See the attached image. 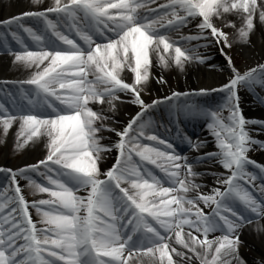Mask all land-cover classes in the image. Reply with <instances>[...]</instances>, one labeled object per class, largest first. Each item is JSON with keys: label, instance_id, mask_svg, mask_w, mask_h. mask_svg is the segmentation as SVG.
<instances>
[{"label": "snow or ice", "instance_id": "1", "mask_svg": "<svg viewBox=\"0 0 264 264\" xmlns=\"http://www.w3.org/2000/svg\"><path fill=\"white\" fill-rule=\"evenodd\" d=\"M193 22L195 34L180 32ZM256 22L264 26V0H54L0 23V51L14 65L35 68L28 78L0 82V129L7 135L16 122L17 149L41 137L47 149L39 163L0 167L7 180L0 188V264H244L239 230L264 218V164L249 156L257 145L264 150L251 135L264 121L246 119L240 89H264V63L241 73L223 49L246 43ZM225 28L234 30L232 40ZM207 44L220 46L228 82L145 102L150 56L158 67L182 69L185 61L206 59L196 48ZM125 68L131 83L121 76ZM213 92L223 94L215 108L191 99ZM117 93L139 108L119 128L105 115L114 113ZM257 99L264 104V96ZM93 103L107 107L94 110ZM161 107L169 124L153 119ZM184 119L206 120L217 151L191 160L178 153L173 141L197 152L206 143L179 127ZM113 151L114 162L101 168ZM204 160L226 170L213 173L210 191L196 182L203 174L195 165ZM21 180L48 198L29 203Z\"/></svg>", "mask_w": 264, "mask_h": 264}, {"label": "bare ground", "instance_id": "2", "mask_svg": "<svg viewBox=\"0 0 264 264\" xmlns=\"http://www.w3.org/2000/svg\"><path fill=\"white\" fill-rule=\"evenodd\" d=\"M53 2L54 0H39V3L33 4L32 0H0V23L16 15H21L29 10L38 9L43 11L48 6L52 5ZM159 2L160 0H157V3ZM149 7H156V5L151 4L149 5ZM180 30L185 35H193L197 31L194 22L189 24L185 28H181ZM225 30L230 34L234 31L230 28H225ZM195 42L196 40H192L189 42V44H197ZM234 44L235 47H237L242 52L243 57L251 67L255 66L261 61H264V26H261L258 22H256L254 25V31L249 34L248 41L246 43L235 41ZM218 49L220 50L218 53V59L220 61L212 58L211 56H208L206 53H203L202 48H196V51L206 57V59H204L202 62H197L195 60L185 61L182 69H177L175 65H171L166 69L158 67L155 63L154 56H150V78L146 82L144 89L151 94L153 99H163L166 95H169L167 85H171V81H174V79H176L175 86H177L180 92L194 93L196 91V81H200V84H204L207 89L216 87V84L222 82L223 78H225L230 73L229 68L226 65L224 55L221 52V48L219 47ZM162 51L163 50L161 49V52ZM217 70H221L222 75H218L219 71ZM33 71H35L34 67L29 69L23 67L22 65H14L12 63V57L6 55V53L3 51H0V82L25 79L28 78ZM121 76L125 80V82H132L133 74L126 68L121 73ZM153 76L156 77V79H152L151 77ZM161 77L165 81V83L163 84L159 82V79ZM8 88H11V85H9ZM5 91L6 89L4 85L0 83L1 102L5 100V95L2 94V92ZM249 92L253 93L250 90ZM117 95L120 97V100L114 101V103L116 104L114 113L106 112L105 115L112 116V119L118 122L115 126L119 128L122 125L126 124V122L136 113L132 111V109L124 101V99L129 98V96H125L124 93H117ZM243 96H241V107H247V110L243 112L246 119H261L264 121V112L257 108V106L260 105V102L257 99V95H255V93L249 94L247 95V100ZM207 99H210V97ZM152 100L148 98L147 102H151ZM121 101L124 102L122 103ZM91 107L95 110L97 108L107 106L96 105L93 103ZM162 123L169 124L166 119ZM254 126L255 125L251 126V135L252 133H254V131L252 130ZM17 130L18 123L14 122L12 127L9 129V135L1 150L2 154L0 156V167L17 170L34 163H38L42 158L46 156L47 149L44 143V140L46 138L41 137L40 140L36 141L35 143L30 141L28 145H25L22 148L21 158L16 163L8 161L9 152L11 151V149L16 147ZM105 135L111 140L118 139L117 137H115L114 133H105ZM257 136L264 139V130L257 132ZM201 140L206 141V143L202 148L199 149L198 152L195 150H191L187 154L189 159H192L195 156H202L206 152L217 151L214 137L210 134L208 127H206V130L197 138L196 141ZM100 143H107V141L102 140L100 141ZM115 155V151H113L112 153H105L104 159L99 166L101 168H107L114 162ZM254 160L261 164H264V151L257 152ZM195 170L203 174L202 176L196 178L197 183L204 185V188L202 189L203 191H208L209 185L212 182V177L214 176L213 173L219 174L226 172V170L223 169L222 165H220L218 162L213 161L196 164ZM40 198L48 197L47 194L38 193L36 200ZM186 231L187 229H185V232ZM183 234L184 233H182V235ZM194 234L197 235L196 233ZM238 237L241 238L243 242V249H238V255L243 260L244 264H252L255 261L253 256L248 254L246 249H249L251 251V254L255 255L259 260L264 262V218L254 220L252 223H249L247 226H245L244 230L239 231ZM212 238L213 236L209 237V239ZM176 247L179 248V245H176ZM184 251L186 252L187 250ZM173 257L175 259L174 254ZM193 264H199V262L194 260Z\"/></svg>", "mask_w": 264, "mask_h": 264}, {"label": "rangeland", "instance_id": "3", "mask_svg": "<svg viewBox=\"0 0 264 264\" xmlns=\"http://www.w3.org/2000/svg\"><path fill=\"white\" fill-rule=\"evenodd\" d=\"M229 38H230V40H232V35L231 34H230ZM234 42L232 43L230 48L223 49V52L227 53V55L231 58L233 66L238 71L243 73L244 71L249 69L251 66L248 64L246 59L243 57L242 52L237 47H235ZM195 43H204V41H199V42L196 41ZM194 45H196V44H194ZM219 47H220L219 45H215L214 46L213 44H207L206 47L202 48V51H203V53H206L208 56H211L212 58H215L218 61H220L218 59V53L220 51L218 49ZM206 54H204V55H206ZM225 62H226L227 67L229 68L226 60H225ZM262 62H264V61H262ZM229 71H230L229 75H227L225 78H223L222 82L217 83V85H218V86L216 85L217 88L222 87L226 82H228V78H229V76L231 74V68H229ZM218 75H222L221 71L218 73ZM175 82H176V79H174V81H171V85L172 86L175 85ZM257 91H258V89H257ZM247 95H249V91L247 89L241 88L240 89V96H243L247 100ZM142 98L147 103L148 98L152 99V96L147 90L144 89V91L142 93ZM130 99H131V97L129 96V98H125L124 101L126 102V104H128V106L132 109V111L137 113L139 111V108H138V106L128 102ZM222 100H223V94L222 93H215L213 96L210 97V99H206L205 100V104H207L208 107L215 108L217 105L222 103ZM241 108H242L243 112L245 110H247V107H241ZM221 115L226 118L228 116V112L225 110V111H223L221 113ZM252 130L254 131V133H252V137L254 139L260 140V141H264V139L259 138L257 136V131L256 130H259V129H257V127H253ZM0 131H1V133H0V141H2V142H0V156H1V154H2L1 150L3 148V145H4L8 135H9V132H8L7 135H4L3 132H2V129H0ZM261 151H264V150H260L258 145L255 146V150H253V151H251L249 153L250 158L254 159V157L257 155V152H261ZM8 155H9L8 156V161L16 163L21 158L22 148L21 149H17L15 147V148L11 149V151L9 152ZM6 184H7V180L5 178V175L3 173H0V188H3ZM20 186L23 189L25 198L27 199V201L29 203H32V202L36 201V197L38 195V192H35L29 186L28 182H26L25 180H21L20 181ZM204 209H206V208H204ZM30 211L32 212V216H33L34 222L38 223L39 220H40V217L37 215L35 209L34 208L30 209ZM38 227H44V225L38 223ZM246 251L248 252L249 255L253 256V258L255 259V261L252 264H264L263 261L259 260L255 255L251 254V251L249 249H246Z\"/></svg>", "mask_w": 264, "mask_h": 264}]
</instances>
